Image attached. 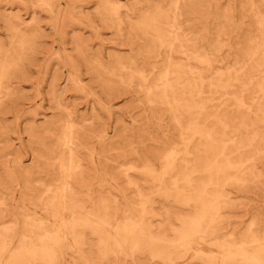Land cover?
Masks as SVG:
<instances>
[{"label": "rangeland", "instance_id": "1", "mask_svg": "<svg viewBox=\"0 0 264 264\" xmlns=\"http://www.w3.org/2000/svg\"><path fill=\"white\" fill-rule=\"evenodd\" d=\"M253 263L264 0H0V264Z\"/></svg>", "mask_w": 264, "mask_h": 264}, {"label": "bare ground", "instance_id": "2", "mask_svg": "<svg viewBox=\"0 0 264 264\" xmlns=\"http://www.w3.org/2000/svg\"><path fill=\"white\" fill-rule=\"evenodd\" d=\"M181 136V135H180ZM221 158V157H220ZM69 173V172H68ZM257 263V262H256ZM254 264V263H253Z\"/></svg>", "mask_w": 264, "mask_h": 264}]
</instances>
